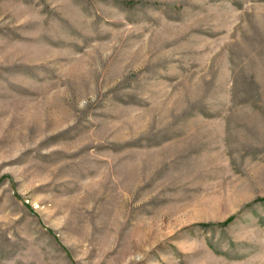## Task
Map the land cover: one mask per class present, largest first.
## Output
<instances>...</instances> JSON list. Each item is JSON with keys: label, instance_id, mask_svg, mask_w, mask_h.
I'll return each instance as SVG.
<instances>
[{"label": "rangeland", "instance_id": "obj_1", "mask_svg": "<svg viewBox=\"0 0 264 264\" xmlns=\"http://www.w3.org/2000/svg\"><path fill=\"white\" fill-rule=\"evenodd\" d=\"M0 264H264V0H0Z\"/></svg>", "mask_w": 264, "mask_h": 264}]
</instances>
